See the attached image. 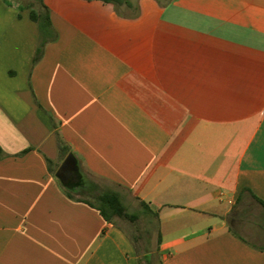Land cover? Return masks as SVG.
<instances>
[{"label":"crops","instance_id":"obj_1","mask_svg":"<svg viewBox=\"0 0 264 264\" xmlns=\"http://www.w3.org/2000/svg\"><path fill=\"white\" fill-rule=\"evenodd\" d=\"M128 1L44 0L35 60L0 0V264H264V0ZM69 155L157 213L150 252L67 195Z\"/></svg>","mask_w":264,"mask_h":264},{"label":"trees","instance_id":"obj_2","mask_svg":"<svg viewBox=\"0 0 264 264\" xmlns=\"http://www.w3.org/2000/svg\"><path fill=\"white\" fill-rule=\"evenodd\" d=\"M105 3L113 4H127L128 0H101ZM31 9V19L35 21L39 28L40 33V44L37 51V56L35 60L40 58L42 49L44 46L56 39V34L52 28L50 21V12L44 0H38V7L35 9L33 6ZM3 157V150L0 147V160ZM78 174V172H77ZM78 182L75 184H64L65 188L68 190L67 195L76 199L72 193H79L82 197L81 200L88 203L90 206L97 209L103 219L111 224H120L123 222L134 228L133 244L137 251L138 256L143 254L144 251L150 252L151 241L150 228L147 229V224L149 222L145 221L146 228L141 224L142 217H148L150 219L157 218V213L150 210L145 203H142L143 210L137 212H131L127 206L123 195L111 188H105L102 185L90 181L88 178L83 177L80 173L78 174ZM262 203V202H261ZM264 206V203H262ZM140 243H145L146 247L142 248L139 246ZM139 264H157L154 256L139 258Z\"/></svg>","mask_w":264,"mask_h":264},{"label":"rangeland","instance_id":"obj_3","mask_svg":"<svg viewBox=\"0 0 264 264\" xmlns=\"http://www.w3.org/2000/svg\"><path fill=\"white\" fill-rule=\"evenodd\" d=\"M5 2L7 3V4H11V5H13V6H16L17 8H19L20 10H27V9H29L30 7H34L35 9H37V7H38V0H5ZM89 178H90V180L91 181H93V182H95V183H98V184H100V185H102L103 186V184L99 181V180H96V179H94V178H91L90 176H88ZM76 195H78V196H81L79 193H77ZM130 211L131 212H136V210L134 209V208H130ZM143 219H141V224L143 225V227L144 228H146V226H145V221L146 222H150L151 221V219L150 218H148V217H142ZM123 226H124V228H126V230H127V232L129 233V234H131V235H134V228L133 227H131V226H129V225H127V224H125V223H123V222H120ZM147 229L148 228H150V230L152 231V233H153V235L156 233V231H155V226H149V223L147 224ZM154 238H156V236H154ZM152 247L153 248H155L156 247V243L155 242H153V245H152Z\"/></svg>","mask_w":264,"mask_h":264},{"label":"water","instance_id":"obj_4","mask_svg":"<svg viewBox=\"0 0 264 264\" xmlns=\"http://www.w3.org/2000/svg\"><path fill=\"white\" fill-rule=\"evenodd\" d=\"M78 172V165L75 158L69 155L59 170L58 177L63 184H67L69 179L74 177Z\"/></svg>","mask_w":264,"mask_h":264},{"label":"flooded vegetation","instance_id":"obj_5","mask_svg":"<svg viewBox=\"0 0 264 264\" xmlns=\"http://www.w3.org/2000/svg\"><path fill=\"white\" fill-rule=\"evenodd\" d=\"M78 178H79V176H78V174H75V176L74 177H72V178H70L69 179V184H75V183H77L78 182Z\"/></svg>","mask_w":264,"mask_h":264}]
</instances>
